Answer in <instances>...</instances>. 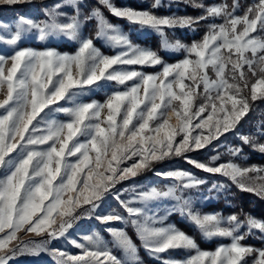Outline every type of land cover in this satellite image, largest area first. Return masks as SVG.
Segmentation results:
<instances>
[{
	"label": "snow or ice",
	"instance_id": "6c2138e0",
	"mask_svg": "<svg viewBox=\"0 0 264 264\" xmlns=\"http://www.w3.org/2000/svg\"><path fill=\"white\" fill-rule=\"evenodd\" d=\"M2 2L15 4L20 0ZM99 3L129 24L152 29L161 37L163 49L183 50L184 58L165 63L156 51L133 43L118 26L108 22L99 8L81 19L79 0H63V4L45 8L47 19L39 22L21 16L8 38L0 35V44L11 49L0 53V90L6 89V97L0 102V264H9L19 255L41 253L50 255L55 264H142L136 244L122 228L104 229L112 237V247L99 232L84 235L83 243L70 241L80 249L79 254L49 247L52 241L67 239L69 229L80 218L78 208L88 205L82 214L95 212L109 193L127 216L113 208L96 219L106 225L114 221L131 224L142 247L161 264H248L245 257L253 254L252 264H264V248L243 243L253 229L264 234V221L248 215L247 231L241 232L245 222L235 214L224 217L219 212L194 209L183 193L205 181L189 171L157 170L156 176L171 183L163 188L124 189L131 192L127 199H122L119 191L112 192L121 181L151 170L154 163L183 157L193 167L223 176L241 191L264 199V167H241L232 160L217 163L220 153L207 162L185 155L218 140L249 111L245 92L250 81L245 66L256 77L250 85V100L264 99V39L249 35L264 31V0L250 6L243 16L235 15L238 0H234L231 11L226 3H193L194 8L204 9V14L195 18L154 14L151 9L161 7V0H154L151 9L143 10L117 7L111 0ZM65 4L75 14L61 11ZM93 18L97 22L96 38L117 49L115 54H104L93 38L82 35L84 20ZM210 18H222L224 22L209 24L203 37L190 45L180 40L171 42L166 35L165 29L191 28ZM30 31L39 41L63 36L78 46L72 54L55 47L21 46L22 37ZM249 52L250 57L246 55ZM124 65L161 67L156 73L114 67ZM99 81L115 82L123 88L111 90L103 102L78 100L86 94V88L103 87ZM201 86L203 91L198 92ZM201 97L203 103L196 105ZM60 101L71 106L59 105ZM51 105L59 106L53 109ZM105 109L107 115L101 119ZM53 110L68 119H47ZM241 140L264 153V144L253 143L252 137L241 136ZM228 153L238 156L241 149L229 148ZM129 160L131 164L126 163ZM226 186L213 184V189L220 191ZM162 200L174 203L165 208L164 215L151 212L148 206ZM173 213H179L204 239L229 242L218 244L214 250L201 249L193 236L175 224L165 223ZM18 233L47 238L24 241ZM113 248L120 249L124 258H118ZM170 250H185L189 255L180 260L160 255Z\"/></svg>",
	"mask_w": 264,
	"mask_h": 264
},
{
	"label": "rangeland",
	"instance_id": "374dc122",
	"mask_svg": "<svg viewBox=\"0 0 264 264\" xmlns=\"http://www.w3.org/2000/svg\"><path fill=\"white\" fill-rule=\"evenodd\" d=\"M163 1L172 2L174 9H177L178 3L188 4L189 6H192L193 3H202L206 6L212 5V4H219L216 2L210 3L209 2L210 0H187V2H185V0H163ZM111 2L114 4V2L112 0H111ZM56 3L63 4V0H20V2L15 3V4H6V3H3L2 0H0V35H3L4 38H8V35H10V32L14 31L15 24H16V22L19 21L21 16H24V17L30 18V19H34L37 22H39L41 20H46L47 17L44 14L45 8H51ZM256 3H258V1L254 2L252 5H254ZM250 4H251V2L249 3V5H246L247 7L245 8L244 12H242V13L239 12L240 9L238 7L236 9L235 15L243 16L245 11H247V9L250 6H252ZM79 6H80L81 19H83L85 16H88L93 8H99L101 10L103 16L108 20V22L113 24V25L118 26L121 29V31L124 32L125 34H127L129 36V38L132 40V42L135 44L140 45L129 34L130 31L135 32L138 36H145V35H150V34L156 35V36H158V38L161 42V37L158 34H156L150 28H147V27L141 28V26L129 24V22L127 20L123 19L129 25H131L133 27L135 26L134 28H131L130 31H127L121 25L114 24L113 22H111L110 19L108 18V16L106 15L107 13L108 14H111V13L109 12V10L105 6H103L99 3V0H79ZM115 6H117V5H115ZM117 7L123 8V6H117ZM166 7H168V6H166ZM60 10L66 12L68 15L75 14L74 10L66 4ZM202 10H204V9H202ZM231 10L229 9V11H231ZM173 14H175L177 16H184L180 12L179 13L178 12H176V13L172 12L168 16H171ZM203 21H204V23L200 27H198V26L195 27L193 25L191 28H189V27H184V28L176 27V28H172V29H165V32H166L168 39L171 42H175L176 40H180L181 43L190 45L192 41H185L184 37L182 38V36H184L185 32H187L186 30L191 29L192 32H190V34H193L195 32L197 33L202 28H204L205 31H208V25H206V24H211V23L221 24L224 22L222 18H210L208 20H203ZM5 25L7 26V29H5V27H4ZM238 27H242V26H238ZM192 29H195V32ZM90 30H92V32H93L92 35H91V33H89ZM96 31H97V22L94 18L90 19V20H84V24H83L82 29H81L82 35L85 37L93 38V40L95 42L97 41L98 46L100 45L101 48L98 46H96V47L100 48V50L104 54H106V55L115 54V51H117V49H112L102 39H97L96 38ZM204 34H201V36L199 38H196V40L201 39ZM249 35L264 39V31H261V30H258L256 32H252ZM36 37H37V34L34 31H30L28 33H25L24 36L22 37V40H21V46L25 45L26 47H35V48H37L36 46H41V48H42V47H51V45H56V44L59 45L61 43H66V44L71 45V47H73L74 49L72 52H62V53H69V54L74 53L77 46H78L75 41H71L67 37H63V36L49 37L48 40H45V41H39ZM95 45H96V43H95ZM140 46L141 47H148V46H144V45H140ZM102 48L104 50H102ZM148 48H150V47H148ZM10 50H11L10 46L0 44V53H7ZM56 50L59 51L58 49H56ZM105 50H107L108 52H106ZM163 51L167 55L176 58V60L174 62H168V61H165L162 59L165 63H170V64L176 63L178 60L183 59L184 55H185L183 50L173 51V50L163 49ZM246 55L250 57L251 53L250 52L246 53ZM114 67L133 68V69H136L138 71H143V72H145L144 70L146 68H148V69H151L154 71L153 72H145V73H156V72L160 71L161 66L157 65L155 67H141L139 65H131V66L124 65V66H114ZM229 68H230V65H229ZM244 71L247 73V75L249 77V81H250L249 82V88L245 92V95H247L249 97V103H250V101H251L250 100V85H251V83L255 82L256 77H252L251 73L247 72V66H245ZM208 74L211 78H213V79L215 78V75L211 71V69H208ZM257 74L259 75L258 70H257ZM127 83L131 84L132 81H128ZM98 84L103 85V87L92 86L90 89L86 88L85 89L86 94L79 96L78 100L81 102H90L92 100L103 102L111 90H113L116 87L123 88V86L116 85L115 82L99 81ZM202 91H203V87L201 86L198 89V92H202ZM142 94H143V88L141 87V95ZM5 97H6V89L0 90V102H2L5 99ZM201 103H203L202 97L195 101L196 105H199ZM217 103H219V102H217ZM59 105H62L64 107H70L71 106V104L66 103L65 101H60ZM59 105H51L50 107L54 109L55 107H57ZM226 107L230 109L231 105L227 104ZM2 111L3 110L0 109V112H2ZM47 111H48V109H45V112H47ZM206 114L207 113H205L204 115H206ZM41 115H43V113H41ZM106 115H107V110L105 109L101 113V119H103V117ZM218 115H223V114L220 113ZM243 117H241V119ZM47 119L64 121V120H67L68 117L62 112H56L53 110L52 112L49 113ZM171 122L173 124L176 122L174 117L172 118ZM195 122H197V121H194V123ZM33 123H36V122L33 121ZM40 127L43 128L44 125H41ZM234 130H235V128H233L232 130H230L228 132H225L222 136L219 137L218 140H213L212 143L209 146L205 147L204 149H199V150H196L193 152H189V153H186L185 155L188 157H191L193 159L200 160L201 162H207V160L210 156L215 155V154H212V152H210L212 147H215L214 144L219 143L220 144L219 148H222L221 146H223V143H226V145H228V147L225 148L226 150L224 149L222 151V153H225V151H227V154H225L224 156H221V159L219 161H217V163H225V162L229 161V159L226 157H228V156L232 157L228 153V150H229V148H232V145L228 144L224 140L226 135L232 133L235 135L236 138H241V136H243L242 134H240V132L238 130H236V131H234ZM200 131H202V130L201 129L196 130V132H200ZM203 131H205V133L207 132L206 129ZM37 135H39V133H37ZM81 139H83V138H81ZM253 143L264 144V141H255ZM92 155L94 156L95 154L93 153ZM71 159L74 160L75 158H71ZM126 163L131 164L132 161L129 160ZM234 163L239 164L241 167H249L251 165H256V164L243 165L240 162H234ZM257 166L264 167V165H257ZM170 169H183V170H186V171L193 173L194 175L198 176L199 178L203 179L204 181H207V179L204 176H201V174H200L201 172H203L202 170L193 167L191 164H188L183 157H172L171 159H166L162 162L154 163L151 170H145L134 178H129L127 180L121 181L120 183H118L116 185V187L112 190V192L119 191L122 193L121 198L127 199L131 195V192L130 191L125 192L123 190L124 189H131L133 186H137V187L145 186V187H147V186L155 185V186L163 188V186L165 184H169V183H171V181L164 180L161 177L156 176L155 172L157 170L168 171ZM203 173H205V172H203ZM2 174H3V170H0V175H2ZM206 174H210V173H206ZM210 175H214L215 177H218L215 180L220 182V184H224L223 181H229L231 183L230 180H228L227 178L220 176L218 174H210ZM234 186L236 188H238L236 185H234ZM210 189H213V185L209 186L204 191L198 190V192H196V193L194 191L195 190L194 188L188 189V190H185L183 195L186 198L191 199L192 206L194 209H197L201 212L214 213L213 211L201 210L207 204L214 202L216 200L218 192H220V191H217L216 189L210 191ZM173 203H174V201H171V200H162V201L153 202L148 207L151 210V212H155L158 215H164L165 208L171 207ZM88 207H89L88 205H83L81 208H78L76 210V214L80 218L78 220L74 221L73 227L71 229H69V232L66 234L67 239L61 238L60 240L52 241V243L49 245V247L59 248L63 251H67L71 254H79L80 249L75 248L73 246V244L70 243V241L75 240L77 242L83 243L82 237L84 235H90L92 232H99L104 237V239L109 242V247H112V243H111L112 237L108 232H106L104 230L107 226H111V227H115V228H122L126 232H127L126 227L130 226L131 228H133L131 226V224L125 225L123 223L116 222V221L110 222L109 225H106V224H103L99 220L96 219L97 215L106 214L108 211H111L113 208L116 209L117 211L121 212V214L127 216V213L124 212V210L122 208H120L119 202L115 199V197L112 193L106 194L104 200L102 202H100V208H98L95 212L88 213V214H82L85 212V209H87ZM174 215L178 216L179 220H181L182 222L189 224L186 219H184L180 216L179 213H173L172 215H170L168 217V219L165 221V223L166 224H174L172 221V216H174ZM247 216L248 215L244 214L243 216L239 217V219L241 221L245 222L244 226L240 229L241 232L247 231V225H246V217ZM224 217H227V216H224ZM253 217L256 218L255 216H253ZM57 222H59L58 217H57ZM192 227L195 229L194 226H192ZM195 230L199 233V231L197 229H195ZM252 231H253V234L249 235V237L252 236V237H257V238L261 239L262 234L259 233L258 230L253 229ZM18 236H20L24 241H29V240L40 241V240L47 238L46 235H41V236H36L34 234L25 235L24 233H18ZM204 240L216 242L215 248L220 243L226 244L229 242L227 239H223V238H213L212 240H206V239H204ZM249 246H251V245H249ZM252 247L256 248V249L264 248V246H260V247L252 246ZM141 249L143 250L144 255H145V256H143L142 254H140V249H138V255L140 257L142 264H161V262L159 260L153 259L145 251V249L142 247V245H141ZM214 249H212V250H214ZM113 253L118 258H121V259L124 258L123 252L118 248H113ZM160 255L163 258H171V259L180 260V259H185L186 256L189 255V253L186 252L185 250H170L169 252L162 253ZM254 257H255V254H253L252 256H247V257H245V259L247 260L248 264H252V260ZM101 259H103V257H101ZM147 260L148 261L150 260V261L148 262ZM9 264H55V260H53V258L50 255H48L47 253H41L39 256H30V255L25 254V255L17 256L12 261H10Z\"/></svg>",
	"mask_w": 264,
	"mask_h": 264
},
{
	"label": "trees",
	"instance_id": "16d2710c",
	"mask_svg": "<svg viewBox=\"0 0 264 264\" xmlns=\"http://www.w3.org/2000/svg\"><path fill=\"white\" fill-rule=\"evenodd\" d=\"M112 1L117 6L129 7L137 10L151 9V4L154 2V0H112ZM256 1L258 0H238V5H239L238 7L240 9L239 12L240 13L244 12L245 8L247 7L246 5H249L250 2H251L250 5H252ZM209 2L210 3L216 2L219 4L226 3L229 9L231 10L234 0H210ZM161 5L162 6L159 8L151 9L154 12V14L158 16H168L172 12L175 13L180 12L184 16H191L194 18L204 14V10L194 8L193 6H189L188 4L178 3L177 9H174L172 2L169 1L167 2L162 0ZM106 15L108 16L111 22H113L114 24L121 25L127 31H130L131 28L135 27L129 25L121 18L114 17L113 15L108 13ZM203 23L204 21H200L197 24H193V26L200 27ZM90 31L89 33H91L92 35L93 32L92 30ZM186 31L187 32H185L184 36H182V38L184 37L185 41H193L194 39L196 40V38H199L201 34H204L206 32L204 28L200 29V31H198L197 33L194 31L195 33L193 34H190V32H192L191 29L190 30L188 29ZM129 34L140 45L148 46L152 50L156 51L158 55L162 57L163 60L168 62H174L176 60L175 57H171L163 51L158 36L153 34L138 36L133 31H130ZM95 43L96 46H98L97 41ZM36 47L41 48V46H36ZM51 47H55L61 52H72L74 49L73 47H71V45L66 43H61L59 45L58 44L51 45ZM98 47H100V45ZM102 50L104 49L102 48ZM105 51L108 52L107 50ZM144 71L153 72L154 70L146 68ZM236 130H238L240 134H242L243 136L252 137L253 142L264 141V99H257L256 101H250L249 111L238 122L234 131ZM224 140L228 144L232 145L233 149L234 148L241 149L240 155L226 157L229 160H232L234 162H240L243 165H249V164L264 165V153H261L260 151L254 149L251 143L245 144L243 140H241V138H236L235 135L232 133L227 134ZM219 145H220L219 143L214 144L215 147H212L210 152H212V154L220 153L221 156H224L225 154H227V151H225V153H222V151L225 148H227L228 145H226V143H223V146H221L222 148H219ZM200 174L201 176H204L207 179V181H205V183L200 185L199 187L194 188L195 193L198 192V190L204 191L206 188L212 186L213 184H217V185L220 184V182L215 180L218 177L203 172H201ZM223 182L227 186L224 189L220 190V192H218L216 200L214 202L207 204L201 210L219 212L223 216H230L235 214L238 217H240L246 214V215L255 216L257 219L264 221V199L260 198L259 196L251 192L241 191L240 189L236 188L233 184H231L229 181H223ZM211 190H215V189H211ZM172 221L179 229L185 231L188 235L193 236L201 249L212 250L215 248L216 242L205 241L200 235V233H198L191 225L179 220L178 216L176 215L172 216ZM126 229L132 241L136 244L137 248L140 249V254L145 256L143 250L141 249V243L137 238L133 228L128 226L126 227ZM243 243L254 247L264 246V234H262L261 239L257 237L248 236L246 240L243 241Z\"/></svg>",
	"mask_w": 264,
	"mask_h": 264
}]
</instances>
